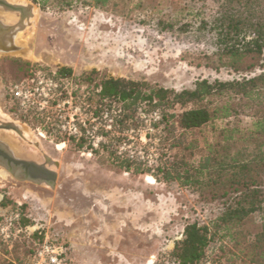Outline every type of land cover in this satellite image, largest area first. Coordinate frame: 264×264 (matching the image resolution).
<instances>
[{
    "label": "rangeland",
    "instance_id": "rangeland-1",
    "mask_svg": "<svg viewBox=\"0 0 264 264\" xmlns=\"http://www.w3.org/2000/svg\"><path fill=\"white\" fill-rule=\"evenodd\" d=\"M16 1L12 4L31 5L33 15L26 20L17 37H14L15 32L5 38L7 49L0 47V122L15 123L21 133L1 129L0 143L16 158L40 164H46L47 157L56 161L58 166L54 163H48V166L57 172L58 178L55 187H51L45 183L21 181L11 173H0V217L20 208L24 212L14 237L10 241H0V259L12 261L20 256L31 264L32 260L26 258L28 253L25 251L35 248L49 236L67 244L71 264H76L71 236L65 234V229H71L75 237H78V231L80 234L84 233L83 230L93 231L98 221L95 214L86 213L92 206H100L95 195L134 190L136 248L150 251L147 260L134 264L172 262L170 251L175 241L182 238L188 223L196 221L209 226L211 231L215 230L214 223L223 211L221 202L206 199L200 191L181 187L176 182H153L148 173L125 172L112 163L109 152L102 148L89 154L84 145L80 147L66 137L64 146V141L57 140L54 132L45 129L48 120L43 121L20 109L10 87L27 71L50 74L61 67L72 70L66 81L72 93L79 86H82L80 92H84L89 85L94 86L106 77L145 81L178 91L192 89L200 79L227 81L239 78L241 75L228 68H216L219 65L218 46L213 26L220 3L214 0H113L105 8H95L91 0H75L71 7H63L62 0H49L42 9L32 0ZM0 10L6 12L1 7ZM6 14L17 19L8 23L3 21L5 25L19 22L20 13ZM93 72L91 83L82 78ZM239 109L242 112L237 117L218 121L215 132L208 128L204 136L198 135L201 146L204 137L210 142L216 140L219 129L228 124L249 128L251 110L243 106ZM128 128L140 130L136 138H143L141 145H145L149 152L154 149L161 157L162 126L149 132L148 125L141 121ZM128 128L106 139L105 143H109L110 139L117 138L116 154L124 137L122 132ZM145 133H150L147 140ZM179 134L177 131L176 135ZM189 136L195 137V134ZM60 145L63 146L61 149ZM193 152L191 156L192 152L179 147L170 153L191 160L195 159ZM4 170L0 165V171ZM143 192L149 195L145 199V215L142 213ZM95 213H98L97 208ZM87 216L88 223L85 221ZM261 223L260 213L248 218L235 229L236 241L228 237L214 242L210 258L200 264L206 261L249 264L240 249L253 241ZM143 224L147 227L144 232L139 228ZM37 230L39 233L35 234ZM143 233L145 238L141 236ZM79 240L82 242L81 237ZM81 250L82 255L90 256V247ZM104 264L112 263L105 261Z\"/></svg>",
    "mask_w": 264,
    "mask_h": 264
},
{
    "label": "trees",
    "instance_id": "trees-1",
    "mask_svg": "<svg viewBox=\"0 0 264 264\" xmlns=\"http://www.w3.org/2000/svg\"><path fill=\"white\" fill-rule=\"evenodd\" d=\"M32 1L44 9L49 0ZM62 1L63 7H71L75 0ZM91 1L95 8H105L113 0ZM214 1L220 3L213 26L218 46L219 65L216 68H228L241 75L239 78L227 81L200 79L192 89L178 91L145 81L106 77L94 86L89 85L84 92H80L82 86L77 87L73 95L76 99L79 97L92 113L116 111L115 124L119 132L131 125L137 126L141 122V112L158 111L161 120L155 126H162L164 132L160 141L161 157L154 168L117 155V138L114 143V139H110L101 148L107 150L112 163L125 172L148 173L157 182H176L181 187L200 191L206 199L221 202L223 211L214 223L215 230L211 231L209 226L196 221L188 223L182 238L175 241L170 251L172 262L200 264L210 258L214 242L228 237L236 241L235 229L260 213V231L240 252L249 264H264V0ZM93 74L88 73L82 78L91 83ZM35 75L30 70L17 81ZM50 75L67 80L72 70L61 67ZM241 106L252 112L250 127L241 129L228 124L219 129L216 140L210 142L204 137L201 146L198 135L204 136L208 128L213 132L218 130L216 123L240 115ZM33 114L43 121L48 120L46 115ZM45 129L54 132L57 140L66 141L64 136L56 133L54 117L46 122ZM177 131H180L179 135H176ZM194 134L195 137L189 136ZM76 143L80 147L83 145L80 141ZM179 147L188 149L191 156L195 151V159L172 156L170 152ZM20 212L19 223L24 217L22 208ZM38 233L39 230L35 232ZM36 248L26 250V258L32 260ZM0 264H27V261L16 256L12 261L0 259Z\"/></svg>",
    "mask_w": 264,
    "mask_h": 264
},
{
    "label": "built area",
    "instance_id": "built-area-1",
    "mask_svg": "<svg viewBox=\"0 0 264 264\" xmlns=\"http://www.w3.org/2000/svg\"><path fill=\"white\" fill-rule=\"evenodd\" d=\"M66 81V79H57L50 74L36 73L34 77L12 84L10 92L21 110L46 115L48 120L54 117L57 133L67 139L72 138L77 142H82L89 154L94 153L102 147L107 137L119 133L115 124L116 111L107 110L100 114L90 112L80 98L76 99L68 90ZM139 116L140 120L148 125L149 132H154L155 124L161 120V114L158 111L149 114L141 112ZM122 133L124 137L117 149L119 156L140 161L149 168L158 164L159 153L154 149L151 152L147 151L145 145L140 143L143 138H136L140 130L128 128ZM149 134H144L146 140ZM62 144L65 146L66 142ZM20 217V209H17L0 218V239L2 241H10L14 237L18 230ZM31 264H71L69 248L66 243L47 236L37 245ZM205 264L212 263L206 261Z\"/></svg>",
    "mask_w": 264,
    "mask_h": 264
},
{
    "label": "crops",
    "instance_id": "crops-1",
    "mask_svg": "<svg viewBox=\"0 0 264 264\" xmlns=\"http://www.w3.org/2000/svg\"><path fill=\"white\" fill-rule=\"evenodd\" d=\"M91 197V195H86ZM146 192H143V209L145 215ZM100 206L91 207L87 215L95 214L98 224L93 231L83 230V234L78 231V237L71 234V229H65V234L70 238L73 247L72 256L76 264H134L137 261L148 259L149 249L137 250L135 244L136 224V194L134 190H116L95 195ZM98 213H95V209ZM85 221L89 222L88 216ZM144 231L145 224L139 226ZM143 238L146 234H141ZM81 237L82 242H79ZM84 240H83V239ZM90 247V256L82 255V247ZM81 255H80V254ZM70 258V257H69ZM71 260V259H70Z\"/></svg>",
    "mask_w": 264,
    "mask_h": 264
},
{
    "label": "water",
    "instance_id": "water-1",
    "mask_svg": "<svg viewBox=\"0 0 264 264\" xmlns=\"http://www.w3.org/2000/svg\"><path fill=\"white\" fill-rule=\"evenodd\" d=\"M0 7L6 12L20 13L21 15L19 22L15 25H5L0 19V47L7 49L5 38L21 31L25 27L26 20L33 15V10L31 5H16L9 3L7 0H0ZM1 129L21 133L19 126L13 122H0ZM46 161V164H40L35 161L16 158L11 151L6 150L5 145L0 143V165L6 169L0 171L1 174L11 173L21 181H30L36 184L45 183L55 187L58 174L48 166V163H54L56 166H58V163L49 157L46 158Z\"/></svg>",
    "mask_w": 264,
    "mask_h": 264
},
{
    "label": "bare ground",
    "instance_id": "bare-ground-1",
    "mask_svg": "<svg viewBox=\"0 0 264 264\" xmlns=\"http://www.w3.org/2000/svg\"><path fill=\"white\" fill-rule=\"evenodd\" d=\"M10 2H12V3H14V2H17L16 0H9ZM21 3H23V2H21ZM25 4V3H24ZM11 15V14H10ZM14 15V14H13ZM0 16L2 17V19L6 22V23H8V22H14V20L15 19H17V18H13V17H11V16H8L7 14H6V12H4V11H1L0 10ZM15 17V16H14ZM18 33H20V32H17L16 34H15V36L14 37H17V35H18ZM9 136V135H8ZM63 146L62 145H60V147H59V149H61ZM151 179V181H155V179L154 178H150Z\"/></svg>",
    "mask_w": 264,
    "mask_h": 264
},
{
    "label": "flooded vegetation",
    "instance_id": "flooded-vegetation-1",
    "mask_svg": "<svg viewBox=\"0 0 264 264\" xmlns=\"http://www.w3.org/2000/svg\"><path fill=\"white\" fill-rule=\"evenodd\" d=\"M0 19L2 20V21H4L3 19H2V17L0 16ZM5 22V21H4Z\"/></svg>",
    "mask_w": 264,
    "mask_h": 264
}]
</instances>
